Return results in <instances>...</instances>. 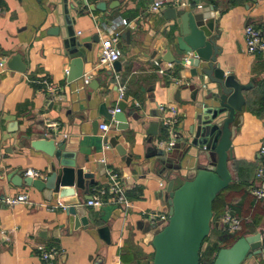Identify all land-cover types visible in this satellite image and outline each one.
Returning a JSON list of instances; mask_svg holds the SVG:
<instances>
[{
  "label": "crops",
  "instance_id": "obj_1",
  "mask_svg": "<svg viewBox=\"0 0 264 264\" xmlns=\"http://www.w3.org/2000/svg\"><path fill=\"white\" fill-rule=\"evenodd\" d=\"M59 1L0 0V149L5 154L0 164V194L29 196V203L0 208V264H48L36 250L40 244L57 249L54 264H152L154 233L169 219V205L159 195L165 185L147 179L134 181L136 173L120 157L114 158L118 167L109 165L108 169L123 177L134 208L125 212L115 205L90 207L83 190L76 189V195L64 202L75 200L77 206L85 208L89 225L79 228L66 208L57 207L56 194L48 200L35 187L15 186L9 181L16 170L38 172L36 178L47 176L44 153L35 150L31 146L33 139L28 140L27 136L39 137L41 132L49 138L64 134L77 140L81 161L85 156L90 160L87 170L95 174L98 182L90 189L91 200L107 188L98 162L103 160L108 134H117L128 152L138 154L144 166L149 161L145 155L156 153L161 148L160 141L171 139L170 121L175 122L172 128L178 139L189 137L193 124L194 102L177 97L183 84L179 76L182 67L164 61L167 28L175 23L163 17L169 4L154 11L155 0H92L90 7L107 3V9L100 11L84 9V0H74L78 5L74 17L76 36L91 40L98 34L100 38L98 44H93L90 58L81 64L84 79L92 77L85 92L97 98L90 108L98 110L104 100L108 101L110 111L117 108L118 87L124 84L126 113L136 109L142 122L128 116L129 128L120 131L115 119L110 121L98 115V125L86 118L82 124L85 134L78 131L79 135L72 136L74 124L69 118L80 116L73 107H81L84 100L80 90L67 81L72 61L65 53L61 29L56 32V28L62 27L57 13ZM211 2L215 6L216 32L220 34L217 45L222 49L218 61L227 76L232 75L235 83L245 87L241 95L243 122L233 141L234 159L229 161L233 180L229 191L219 200L218 209L214 208L212 223L217 231L223 230L221 219L231 210L243 219L240 235L248 236L264 230V201L256 199L253 193L256 171L263 163L259 149L264 140V111L257 114L253 104L259 102L264 88V55L247 53L244 30L252 24L264 31V0ZM123 19L128 20V26L122 25ZM129 29L133 30L131 42L124 40L120 48L122 70L113 72V65L98 66L102 41L116 31ZM17 54L22 55L27 66L25 73L7 66V61ZM110 71L112 77L107 74ZM43 80L58 91L50 92ZM90 84H99V88L90 89ZM50 120L58 122L59 128H48ZM153 123L159 124V135L149 143L147 131ZM103 124L110 129L103 131ZM101 228L108 231L101 234ZM243 264H264V254L250 257Z\"/></svg>",
  "mask_w": 264,
  "mask_h": 264
},
{
  "label": "water",
  "instance_id": "obj_2",
  "mask_svg": "<svg viewBox=\"0 0 264 264\" xmlns=\"http://www.w3.org/2000/svg\"><path fill=\"white\" fill-rule=\"evenodd\" d=\"M83 8L87 9V6ZM90 9L105 11L107 3L100 2ZM76 12L78 5L74 0L59 1L57 13L62 27L56 28V32L61 29L65 53L72 61L67 81L80 90L84 100L81 107H73V111L80 116L69 118L74 124L71 134L79 135L78 131L85 134L82 124L86 118L98 125V115L110 121L115 119L117 130H127L128 116H133L136 121L141 118L136 109L126 113L128 104L125 100L119 101L120 112L115 114L110 111L107 100L98 110L90 108L97 98L85 92L87 85L81 64L90 58L93 44H98L100 38L98 34L91 40L76 36ZM215 16L211 0H171L163 13L167 21H175L167 28L169 37L164 61L182 67L179 76L183 84H180L178 99L181 96L194 102L189 137L180 138L170 150L159 148L156 153L145 155L149 161L142 166L138 154L129 153L117 134H108L104 139L103 160L98 162L101 177L107 175L109 165L118 167L114 158L120 157L126 167L136 173L134 181L147 179L165 185L159 195L169 205V219L154 233L152 264H201L202 245L212 230L213 203L233 180L229 161L234 159L233 141L243 122L244 100L241 95L245 87L235 83L232 75L227 76L218 61L222 49L217 45L220 34L216 32ZM132 34L130 29L122 32L118 47L123 46L124 40L130 43ZM7 66L21 73L27 70L21 54L11 57ZM121 67L120 61L114 62L113 72H120ZM113 72H108V76L112 77ZM88 87L97 90L99 84ZM147 134L150 136L149 143H153L154 137L159 135V124H151ZM45 135L48 134L41 132L39 137L27 138L33 139L31 146L35 150L44 153L47 176L36 178L27 174V170H16L9 176V181L15 186L35 187L44 192L48 200L56 194L58 201L66 205L70 217H74L75 227L88 226L85 208L77 206L75 200L64 201L74 197L76 189L83 190L85 199L90 200L91 187L98 185L95 174L87 170L90 169L86 166L90 160L86 156L83 161L79 158L77 140L64 134L50 138ZM6 198L5 194H0V208L6 207ZM105 231L108 228L99 230L101 234ZM261 254H264V230L243 236L230 246L221 248L213 264H243L248 258Z\"/></svg>",
  "mask_w": 264,
  "mask_h": 264
},
{
  "label": "built area",
  "instance_id": "obj_3",
  "mask_svg": "<svg viewBox=\"0 0 264 264\" xmlns=\"http://www.w3.org/2000/svg\"><path fill=\"white\" fill-rule=\"evenodd\" d=\"M171 0H155L153 3V10L159 11L164 5L170 3ZM85 5L90 7L92 4V0H84ZM123 26H128L129 22L126 19L122 20ZM245 35V44L246 51L250 55H264V31L259 27H256L252 24H248L245 26L244 30ZM121 32L116 31L110 39L103 40L100 48V59L98 66H112L114 62L121 60L123 53L122 50L118 47V43L120 42ZM3 61L1 66H4ZM172 67V65H170ZM91 76H87L85 78V83L88 84L91 80ZM120 79V76H118ZM43 83L47 85L48 90L52 93L58 91V88L51 85L47 80H43ZM118 102L124 100L126 98V86L124 84H119L118 87ZM113 114L120 112L119 107L115 108L111 111ZM175 122L170 121L171 126L173 127ZM171 127V139L162 140L159 142V146L162 149L170 150L176 142L179 140V135L177 132ZM48 128L50 129H58L59 123L50 120L48 123ZM101 129L103 131H108L110 129L109 125L103 124L101 125ZM260 155L263 159V163L258 167L255 176V185L253 188V193L256 199L260 201H264V140L262 141L259 149ZM5 154L3 150L0 149V164L4 158ZM29 175L38 176V172L27 171ZM107 188H103L99 191V194L94 196L91 200H89L86 205L90 207H102L104 205H115L119 208L123 209L125 212L128 209L134 208L133 202L128 198L126 187L123 182V177L116 172L115 170L108 169L106 175V183ZM6 205L8 206H16L19 204L29 203V196L26 193H21L16 196L7 197ZM57 207L66 208V205L59 201L56 204ZM243 219L233 213L231 210L227 211L221 219V227L224 231L228 233L235 234L241 232L243 228ZM36 250L41 254L43 260L48 264H54V260L58 254L56 248L46 247L43 244L37 246Z\"/></svg>",
  "mask_w": 264,
  "mask_h": 264
},
{
  "label": "trees",
  "instance_id": "obj_4",
  "mask_svg": "<svg viewBox=\"0 0 264 264\" xmlns=\"http://www.w3.org/2000/svg\"><path fill=\"white\" fill-rule=\"evenodd\" d=\"M262 89H264V88H262ZM262 89L260 91L261 93H260V97H259V99H260L259 102L258 103L256 102L253 104L254 105L253 109L255 110V112L257 114H260L261 112L264 111V95H262ZM227 189H225V190H227ZM225 190H223V191H225ZM217 199H218V197L215 199V201L213 203V211H214L215 202L217 201ZM220 233H221L220 237H218V239L215 240L212 244L208 245L207 249L205 251H202L204 243L208 237L204 240L203 245H202V249H201V253H200V263L201 264H213L216 257H217V254L219 253L221 248L230 246L236 240L243 237L240 235V232L235 233V234H231V233H228L227 231L222 230Z\"/></svg>",
  "mask_w": 264,
  "mask_h": 264
},
{
  "label": "rangeland",
  "instance_id": "obj_5",
  "mask_svg": "<svg viewBox=\"0 0 264 264\" xmlns=\"http://www.w3.org/2000/svg\"><path fill=\"white\" fill-rule=\"evenodd\" d=\"M229 190L227 189V190H225V191H223L222 193H220L217 197H218V199H217V201L215 202V210H217L218 209V203H219V200H221V198H223V196L228 192ZM130 209H128L127 211H129ZM222 230H220V231H217L216 229H215V225H214V223H212V230H211V232H210V235L208 236V238H207V240L205 241V243H204V246H203V249H202V251H205L206 249H207V246L208 245H210V244H212L215 240H217L218 239V237H220V235H221V232Z\"/></svg>",
  "mask_w": 264,
  "mask_h": 264
}]
</instances>
